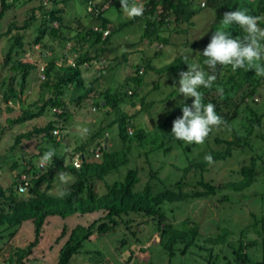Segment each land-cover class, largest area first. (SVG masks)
<instances>
[{
	"label": "trees",
	"instance_id": "1",
	"mask_svg": "<svg viewBox=\"0 0 264 264\" xmlns=\"http://www.w3.org/2000/svg\"><path fill=\"white\" fill-rule=\"evenodd\" d=\"M15 1L6 2V0H2L0 19L5 10L13 6ZM69 1L71 0H39V4L32 8L30 18L24 22L23 26L18 28L25 30L30 23L40 18L37 35L32 40V44L40 45L44 37L47 36L49 38L48 41L42 44L44 48L50 45L51 53L49 52V56L45 55L44 65L42 66L43 77L40 84L42 95H44V92L48 94L36 103L29 102L25 105V100L21 96L24 93L27 77L30 71L37 67V63L19 59L12 61L10 73L13 74L6 76L3 80L5 88L2 92V104L5 111L9 114L6 117V122L9 125L23 123L40 117L45 111H50L55 109V107L61 109L59 115L64 117L67 115L66 108L69 104L64 97L70 89H74L78 93L74 97L75 102L80 103L83 99L97 98L94 103L95 106L101 109L109 107L115 112L116 117L108 126L117 125V135L122 147L119 150L110 151L108 149L109 138L107 137V147L104 148L105 129L101 128L94 132L87 142L79 144L74 150L66 149V151L60 153L58 152V147L62 140L57 139V136L53 134L54 129H59L56 126L57 120H49L43 126H34L27 132L16 134L13 147L19 145L22 139L40 135L42 139L51 144L44 148V151L47 152L52 149L55 151V156L45 170L39 169L38 165L34 166L31 160H27L21 171L15 174L11 184L6 188L0 187V227H4L8 231L7 238H12L23 223L31 222L33 224V240L24 248L16 249L13 252L16 255V263L24 264L25 259L39 244L44 227L50 217L58 216L65 219L77 213L84 215L100 212L101 214L88 225L76 224L58 249L55 264H69L72 257L91 236L114 232L119 226H123L125 231L120 239L122 247L129 245L128 234L133 238V242L139 244L141 241L138 235L140 231L138 230L144 226V221L137 222L133 220V216L137 215L154 223V228L159 238L158 244L168 253L170 258H173L176 255V244H183V248L180 249L183 253L195 243V240L199 237V227L195 224L188 226L187 220H183L179 226H175L169 221L162 206L165 203L173 204L211 196L221 188L219 184H214L203 176V172L207 171L208 166L211 165L204 160L206 154H211L214 158V163H216L231 156L233 150L253 151L255 154L249 158L248 163L241 165L239 168V178L235 181L227 182L226 185L233 191H242L254 183L258 160L263 161L262 155L259 152H255L256 147L264 142V135L257 130L262 127L263 114L246 104L245 110L248 111V115L246 117V133L244 135H240L234 129L233 122L238 117L237 108L239 103H237V97L240 103L247 102L248 99L252 100L254 95L258 93L261 83H264V77H257L254 70L237 69L233 72L230 65L227 67L217 65L215 70L217 79L212 88L201 87L199 91L203 93V102L205 104L212 103L215 105V111L225 121L220 127L230 129L231 138L215 137L214 141L224 144V148H214L202 155L200 160H188L187 165L184 167V175L191 170L198 171L199 179L195 183L187 184L183 175L180 180L165 186L162 190L155 193L149 181L145 183L141 190H135V185L139 181L137 168H129L122 179L114 180L110 183L106 181V177L112 171L118 170L119 166L126 161L131 151L129 143L132 140H136L143 145H151V147L154 145L152 149L162 148L165 153L171 148V146H167L168 144L181 146L183 141L177 140L171 133V129L173 121L177 117L182 116V104L174 106L169 113L164 115L162 120L154 124L152 131L147 132L141 124H134L133 122L136 115L147 112V104L144 98L139 99V108L136 113H129L121 107L127 101H129L131 106L136 104L133 99L139 96V90L144 82L142 72L138 74L141 66L136 65V73L129 75L125 82L121 83L114 92L110 88L96 91L93 82L86 86L82 66L91 59L87 56L89 49L94 48L96 57L99 58L104 51L108 50L105 47V43L112 32L128 24H132L137 20H144V30L140 40H148L149 44L161 43L167 45L169 39L167 35H164V32L167 31L170 25L174 26L173 29H177V27L184 24L186 26L191 25V17L203 8H207L210 9L213 20L209 23L206 36L200 43L202 50L199 53L198 61L205 72L212 74V70L203 63L206 57L203 56L202 51L210 42L213 32L221 27L223 14L226 11L247 9L251 15L264 16V0H203L206 3V7L200 6L202 0L137 1V3L144 5L145 12L143 17H136L118 25H113L111 21L102 16V8L99 7L96 0H87L86 9L91 5L92 10H89L86 14L91 19L99 20V25H93L92 27L85 25L80 17L78 18V26L75 20L70 24L65 22L63 15L64 5ZM95 10H98V13L94 15ZM259 26L264 28V22L260 23ZM107 28L108 34L104 36L103 31ZM187 30L188 28H183L180 32L185 33ZM10 31L11 27H9L7 34ZM228 31L234 37H242L245 34L235 24L229 26ZM11 38L13 39V44L5 57V63L12 60L11 53L15 47L21 48L23 46L25 37L17 33L12 35ZM53 40H55L53 43L59 44L60 50L69 43L68 51L61 54L57 53L51 42ZM72 51L75 52L71 53L73 57L69 55ZM157 51L159 49L155 47L154 52ZM69 56L73 58L72 63L68 62ZM182 60L183 56H178L160 68H154L147 60L144 64V72L155 71L157 74L163 72L167 75L176 76L181 71L187 70V64ZM14 79L16 82H13ZM155 82L154 88L158 89L159 81ZM130 84L134 85L133 90L128 88L126 90L125 87ZM218 87L223 88V94L217 91ZM175 93L176 91H172L167 94V99L173 97ZM40 101H42L41 104H39ZM101 101H104V105H101ZM185 102L191 105L192 98H188ZM221 104L228 108V113L224 114L221 112ZM149 121L153 123L154 120L150 118ZM130 128L132 130L131 133L128 132ZM253 136L255 141L252 139ZM93 141H97L96 147H99L101 151V155L98 157L94 156L95 148L87 151ZM75 152L83 154V160L79 168L74 167L71 162ZM41 153L42 148L35 157L43 156ZM67 155L70 156L69 161L66 160ZM23 157L22 154L13 161L12 169L21 167L24 160ZM23 173L28 175L29 183L26 186V192L19 193L18 185L21 183L20 176ZM62 173L69 175L72 180L59 193H53L54 182L59 179ZM62 192L65 193L63 196H61ZM223 199L226 198L223 197ZM252 226L256 227L255 224ZM249 227L247 226L246 229H249ZM244 233L245 229L240 230L236 244L230 246L234 264H264V258L255 260L251 257L249 250L256 245V242L255 240L245 239ZM65 235L66 231L63 228L58 238H56V242ZM226 235L227 230L216 237H206L205 242L223 243Z\"/></svg>",
	"mask_w": 264,
	"mask_h": 264
},
{
	"label": "rangeland",
	"instance_id": "2",
	"mask_svg": "<svg viewBox=\"0 0 264 264\" xmlns=\"http://www.w3.org/2000/svg\"><path fill=\"white\" fill-rule=\"evenodd\" d=\"M137 1L144 2L145 0H135V2ZM131 2L132 0H130ZM96 3L102 8V16L111 21L113 25L130 20L121 9L120 0H96ZM38 4L39 0H16L13 6L5 10L0 19V187L2 188L11 184L15 174L21 171L27 160H31L34 166L38 165L42 156L36 158L35 155L40 153L41 148V154H44V148L51 145L40 135H33L29 139H22L19 145L13 147L15 135L27 132L34 126H43L49 120H57L56 126L59 128L60 134L57 139L62 140L58 147L60 153L66 149L74 150L79 144L87 142L90 136L101 128L105 129V138H109L108 149L110 151L119 150L122 147L117 135V125L108 126L116 117L115 112L109 107L101 109L95 106L97 98L83 99L80 103L75 102L74 97L78 93L74 89H70L64 97L69 102L66 116L61 117L60 113L51 109L45 111L42 116L23 123L7 124L6 117L9 114L2 104V92L5 88L3 80L6 76L13 74L10 73L12 61L19 59L37 63V67L30 71L27 77L24 93L21 96L25 100V105L29 102L36 103L48 94L44 92L42 95L40 84L43 77L41 68L44 65L45 55L49 56L51 53L50 45L44 48L42 44L49 38L44 37L40 45L32 44V40L37 35L40 18L30 23L25 30L18 29L30 18L32 8ZM86 4L87 0H71L66 3L63 11L65 22L70 24L75 20L78 26L80 17L89 27L99 25L98 19H91L86 14L90 8L88 6L86 9ZM212 20L210 9L203 8L191 17V25H180L177 29H173L174 26L170 25L164 32V35H167L169 39L167 45L149 44L148 40H140L144 30V20H137L112 32L105 43L108 50L104 51L99 58L96 57L94 48L89 49L87 56L91 59L82 66L85 85L89 86V83L93 82L96 91L110 88L114 92L129 75L136 73L135 66L140 65L138 74L142 72L144 82L139 90V96L133 99L136 104L131 106L127 101L121 107L129 113H136L139 108V99L144 98L147 112L136 115L133 122L141 124L147 132L152 131L154 124L162 120L174 106L183 104L184 97L179 94V74L175 76L163 72L158 74L155 71L144 72L145 62L149 60L151 66L160 68L178 56L187 55L189 63H199L198 56L202 50L200 43L206 36V30ZM9 27H11V31L7 34ZM183 28H188L187 32H180ZM17 33L25 37L23 46L15 47L11 53L12 60L5 63V57L13 44L11 36ZM51 42L54 50L59 54L67 52L70 47V44L67 43L60 50L59 44L53 43L55 40ZM155 47L159 51L154 52ZM71 53L75 52H70V56H72ZM70 56L69 60L73 61V56ZM157 80L159 88L155 89ZM13 82L16 80L14 79ZM16 87L18 88V86ZM133 87L134 85L130 84L125 89L133 90ZM172 91H176L175 95L167 99V94ZM236 100L239 105L237 108L238 117L233 122L234 129L240 135L246 133L248 111L245 110V106L249 104L263 114L262 127L257 130L264 135V83H261L258 93L252 100L248 99L243 103L239 102L238 97ZM41 103L42 101L39 102V104ZM55 108L61 112V109ZM221 108V112L228 113V108L224 105L221 104ZM150 118L154 120L153 123L149 121ZM231 135L230 129L220 127L213 129L203 145L194 143L187 145L183 142L178 147L168 144L167 146H171V148L166 153L162 148L152 149L154 145L151 147V145H143L132 140L129 143L131 151L126 161L119 166L118 170L112 171L106 177V181L110 183L122 179L129 168H137L139 181L135 185V190H141L149 181L153 192L157 193L165 186L180 180L184 175V167L188 160H200L202 155L212 149L224 148V144L214 141L215 137L231 138ZM63 137L65 138L62 139ZM252 139L255 141L254 136ZM96 142L93 141L87 151L96 148ZM255 150L262 155L263 161L258 160L255 181L249 188L233 191L226 185L227 182L239 178V168L241 165L247 164L249 158L255 154L251 150L246 152L245 150H233L227 159L209 165L207 171L203 172L206 180L221 186L214 195L173 204L165 203L162 206L169 221L175 226H179L183 220H187L188 226L195 224L199 227V237L185 252L182 253L180 250L183 248V244H176V255L170 258L158 244L159 238L154 223L144 217L134 215L133 220L144 221V226L138 230L141 241L139 244L133 242V238L128 234L129 245L122 247L120 239L125 231L123 226H119L114 232L91 236L72 257L69 264H234L230 246L236 244L240 230L243 229H245L244 238L256 242V245L249 250L251 257L261 260L264 258V142L258 145ZM22 154L24 160L21 167L12 169L13 161ZM66 160L69 161L70 156L67 155ZM40 169L45 170L46 168ZM184 177L187 184H193L199 179V172L191 170ZM64 186L66 184L62 183L60 179H56L52 192L59 193ZM100 214V212L84 215L77 213L65 219L58 216L50 217L44 227L39 244L25 259L24 264H55L58 249L66 240L70 230L76 224L88 225ZM253 224H255V228L252 226ZM247 226H250L249 229H246ZM63 228H65L66 235L56 242V238ZM225 230H227L225 242H205L206 237H216L223 234ZM7 233L8 231L4 227H0V264H17L16 255L13 252L16 249L24 248L33 240V224L31 222L23 223L12 238H7Z\"/></svg>",
	"mask_w": 264,
	"mask_h": 264
},
{
	"label": "clouds",
	"instance_id": "3",
	"mask_svg": "<svg viewBox=\"0 0 264 264\" xmlns=\"http://www.w3.org/2000/svg\"><path fill=\"white\" fill-rule=\"evenodd\" d=\"M121 9L128 19L143 17L145 8L142 3L135 0H120ZM206 7V3H200ZM264 22V16L251 15L247 9L226 11L223 14L221 27L213 32L210 42L203 49L202 54L206 59L203 61L212 74L203 70L199 63H189V57L185 55L183 62L187 64V70L179 73V94L184 97L181 106L182 116L177 117L172 124L171 133L187 145H203L213 129H219L225 121L215 111V105L203 102L201 87L212 88L217 77L215 70L217 65L231 66L233 72L237 69L245 71L254 70L257 77H264V28L260 23ZM238 25L245 33L242 37H234L228 31L229 26ZM217 91L223 94V88ZM188 98H192L191 105L187 104ZM87 131L86 129L84 130ZM55 151L50 149L45 152L39 161V167L46 168L51 164ZM204 160L208 164L214 163L211 154H206ZM79 168V165H76ZM60 181L69 183L72 178L67 174H60ZM20 193H25L24 187L19 188ZM65 193H61L63 196Z\"/></svg>",
	"mask_w": 264,
	"mask_h": 264
},
{
	"label": "built area",
	"instance_id": "4",
	"mask_svg": "<svg viewBox=\"0 0 264 264\" xmlns=\"http://www.w3.org/2000/svg\"><path fill=\"white\" fill-rule=\"evenodd\" d=\"M6 1H11V0H6ZM2 0H0V7H1V3ZM90 5V4H89ZM90 8H88L89 10H92V7L91 5L89 6ZM94 13H98V10H95ZM95 30H99L98 28H94ZM108 34V28L106 30L103 31V35H107ZM69 63H72V60H68ZM43 69V67L41 68V70ZM53 111H56L58 113H60V110H57L56 108L53 109ZM129 133L132 132L131 129L128 130ZM53 134H55L57 137H59V130L58 129H54L53 130ZM101 155V151H100V148L99 147H96L95 150H94V156L95 157H98ZM83 160V154L81 152H75L72 156V159H71V162L72 164L74 165V167H76V165H81V162ZM38 168L40 169L41 167H39V163H38ZM20 180H21V183H19L18 185V192H19V188L20 187H24L26 189V186L28 185L29 183V177L26 173H23L21 176H20ZM20 193V192H19Z\"/></svg>",
	"mask_w": 264,
	"mask_h": 264
},
{
	"label": "water",
	"instance_id": "5",
	"mask_svg": "<svg viewBox=\"0 0 264 264\" xmlns=\"http://www.w3.org/2000/svg\"><path fill=\"white\" fill-rule=\"evenodd\" d=\"M103 104H104V101L101 102V105H103ZM107 140H108V138L106 137V138H105V145H104V148L107 147Z\"/></svg>",
	"mask_w": 264,
	"mask_h": 264
},
{
	"label": "crops",
	"instance_id": "6",
	"mask_svg": "<svg viewBox=\"0 0 264 264\" xmlns=\"http://www.w3.org/2000/svg\"><path fill=\"white\" fill-rule=\"evenodd\" d=\"M70 59V58H69ZM108 141V140H107Z\"/></svg>",
	"mask_w": 264,
	"mask_h": 264
}]
</instances>
